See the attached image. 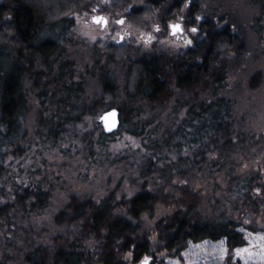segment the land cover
<instances>
[{
  "label": "rangeland",
  "instance_id": "rangeland-1",
  "mask_svg": "<svg viewBox=\"0 0 264 264\" xmlns=\"http://www.w3.org/2000/svg\"><path fill=\"white\" fill-rule=\"evenodd\" d=\"M95 2L88 10L73 15L75 27L64 49L66 73L72 78L67 87L73 92L52 102L51 92L42 96L46 90L37 89L36 80L26 84L30 106L28 137L20 144L21 151L10 154L0 170V204L13 202L15 193L23 188H41L49 202L40 211L12 215L16 224L12 229L0 220V260L18 255L20 240L32 242L39 238L50 244L52 237L64 233L67 229L57 227L54 219L73 198L99 202L112 196L118 201L145 189L166 191L163 186L170 183L172 187L188 185L200 191L204 215L213 218L222 212L227 214L239 224L247 243L232 249L225 240L204 241L182 252H157L148 257L149 264H264V11L249 0H190L180 9H174L173 0H166L152 10V15L148 10L140 22L129 18L130 6L125 5V0ZM195 3L199 4V13L193 21L189 16ZM99 16L107 18L106 27L94 22V17ZM207 20L218 31L230 27L239 41L221 61L226 80L217 91L218 97L233 105L230 145L234 149L222 158L227 144L222 140L218 149L205 148L202 156L204 148L171 153L172 147L163 143L156 151L155 145L173 136L184 123L187 109L177 105V99L165 105L129 104V63L146 54L174 57L196 47L207 37L201 30ZM173 24L181 25L184 31L174 35ZM193 27L196 32L191 31ZM111 47L117 48L114 56L109 53ZM102 66L113 73L116 81V96H107L106 101L111 108L123 109L125 119H132L111 138L106 137L99 121L103 111L72 112V108H83L103 98L99 81ZM78 98L84 99L81 105ZM52 127L59 132L55 144L46 134ZM159 152L160 159L151 157ZM151 158L157 171L142 179ZM234 174L258 178L246 196L251 198L249 203L231 196L228 182L229 175ZM171 211L157 206L153 216L143 217V227L154 245V226ZM126 259L128 264H134L131 255Z\"/></svg>",
  "mask_w": 264,
  "mask_h": 264
},
{
  "label": "trees",
  "instance_id": "trees-1",
  "mask_svg": "<svg viewBox=\"0 0 264 264\" xmlns=\"http://www.w3.org/2000/svg\"><path fill=\"white\" fill-rule=\"evenodd\" d=\"M188 1L173 0L174 9H180ZM249 1L264 11V0ZM165 2L125 0V5L130 6L129 18L142 22L148 10L152 15V10ZM93 3L95 0H2L0 3V170L4 169L10 154L21 151L20 144L28 137L27 82L36 80L37 89L46 90L42 96L47 97L51 92L52 102L60 96L68 97L72 91L67 87L72 78L66 73L64 49L75 27L73 15L88 10ZM191 12L189 18L193 20L199 13L198 3L193 5ZM201 30L207 37L181 55L169 57L151 53L129 63L127 81L131 90H127V98L131 105L143 102L165 105L177 99V105L187 109L184 123L173 136L158 142L156 151L161 150L162 143L172 147L171 153L194 147L218 149L224 140L227 144L220 149L223 150L221 157L226 158L234 149L230 145L233 105L226 98L218 97L217 91L226 80V73L220 69L221 61L239 41L231 34L230 27L218 31L210 20L201 25ZM116 49L110 48L111 56ZM112 59L110 57L109 61ZM99 71L103 98L83 108H72V112L94 114L111 109L106 98L116 96L115 77L106 66ZM78 102L81 105L84 99ZM118 110L121 127L112 135L105 133L108 138L132 120L125 119L121 113L123 109ZM46 134L53 138L54 144L57 142L59 132L55 128H49ZM206 149L200 150L201 156ZM160 155L159 152L151 157L160 159ZM152 158L146 172L144 169L141 174L142 179L157 171ZM229 176L231 196L249 203L251 198L246 196L252 192L258 178L243 174ZM163 187L166 191L145 189L118 201L112 196L99 202L73 198L54 219L57 227L67 229L64 233L52 237L50 244L42 243L39 238L32 242L20 240V253L0 260V264H128V255L132 256L134 264H140L145 257L157 252H182L191 244L204 241L225 240L232 249L246 245L239 224L227 214L222 212L213 218L204 215L200 191L188 185L172 187L170 183ZM48 202L49 197L41 188H23L15 193L13 202L0 204V220L12 229L16 226L12 215L40 211ZM157 206L172 211L156 222L153 233L157 235V243L154 245L142 220L145 215L153 216Z\"/></svg>",
  "mask_w": 264,
  "mask_h": 264
},
{
  "label": "water",
  "instance_id": "water-1",
  "mask_svg": "<svg viewBox=\"0 0 264 264\" xmlns=\"http://www.w3.org/2000/svg\"><path fill=\"white\" fill-rule=\"evenodd\" d=\"M99 17H103V16H99ZM103 18H105L107 21L106 17H103ZM93 20L97 24L101 23L102 27H106L108 24V21H107V24L105 25L102 22L98 23L96 19H93ZM99 121L102 123L105 133L108 135H112L116 133L117 131H119L121 127L122 121L120 117V111L116 108L108 109L105 112H103ZM140 264H142V262Z\"/></svg>",
  "mask_w": 264,
  "mask_h": 264
},
{
  "label": "snow or ice",
  "instance_id": "snow-or-ice-1",
  "mask_svg": "<svg viewBox=\"0 0 264 264\" xmlns=\"http://www.w3.org/2000/svg\"><path fill=\"white\" fill-rule=\"evenodd\" d=\"M94 19H96L98 23H99V22H102V23H104L105 25L107 24L106 19L103 18V17H94ZM120 23H123V20H121ZM171 27H172L173 30H174V32H173L174 35H175L176 31H179V32H183V31H184L183 27H182L181 25H179V24H173V25H171ZM191 31H192V32H196L197 29H196L195 27H193V28L191 29ZM187 42L190 44L192 41H191V39H189ZM238 252H239V250H238ZM142 264H149V258H148V257H145V259H144V261L142 262Z\"/></svg>",
  "mask_w": 264,
  "mask_h": 264
}]
</instances>
